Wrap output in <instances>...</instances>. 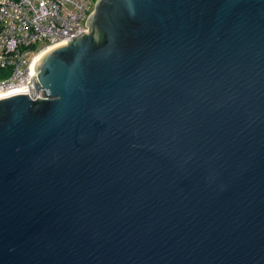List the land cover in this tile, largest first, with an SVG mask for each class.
Masks as SVG:
<instances>
[{
  "label": "water",
  "instance_id": "95a60500",
  "mask_svg": "<svg viewBox=\"0 0 264 264\" xmlns=\"http://www.w3.org/2000/svg\"><path fill=\"white\" fill-rule=\"evenodd\" d=\"M0 98V264H264V0H96Z\"/></svg>",
  "mask_w": 264,
  "mask_h": 264
},
{
  "label": "built area",
  "instance_id": "2783aa9c",
  "mask_svg": "<svg viewBox=\"0 0 264 264\" xmlns=\"http://www.w3.org/2000/svg\"><path fill=\"white\" fill-rule=\"evenodd\" d=\"M96 0H0V98L28 93L35 59L87 31Z\"/></svg>",
  "mask_w": 264,
  "mask_h": 264
},
{
  "label": "trees",
  "instance_id": "16d2710c",
  "mask_svg": "<svg viewBox=\"0 0 264 264\" xmlns=\"http://www.w3.org/2000/svg\"><path fill=\"white\" fill-rule=\"evenodd\" d=\"M6 73L4 70H0V79L4 78L6 76Z\"/></svg>",
  "mask_w": 264,
  "mask_h": 264
},
{
  "label": "bare ground",
  "instance_id": "6f19581e",
  "mask_svg": "<svg viewBox=\"0 0 264 264\" xmlns=\"http://www.w3.org/2000/svg\"><path fill=\"white\" fill-rule=\"evenodd\" d=\"M43 54H44V52L41 53L40 55H38V57L35 59V60H36L35 62H37V61L39 60V58H40ZM15 93H17V92H12V94H15Z\"/></svg>",
  "mask_w": 264,
  "mask_h": 264
}]
</instances>
